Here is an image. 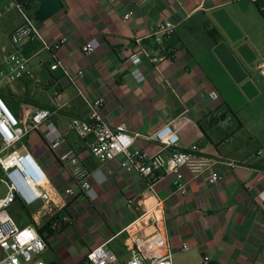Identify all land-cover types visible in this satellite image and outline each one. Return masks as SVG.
Segmentation results:
<instances>
[{
	"label": "crops",
	"instance_id": "obj_1",
	"mask_svg": "<svg viewBox=\"0 0 264 264\" xmlns=\"http://www.w3.org/2000/svg\"><path fill=\"white\" fill-rule=\"evenodd\" d=\"M258 1L264 3L63 0L61 11L35 22L42 39L18 48L29 59L32 76L13 80L5 60L17 49L11 34L23 16L16 0H0V71H5L0 93L18 114L41 109L37 106L51 112L24 142L46 170L44 187L52 195L48 204H35L31 216L47 241L41 261L78 264L106 242L121 261L129 260L130 235L152 231L139 217L154 201L153 185L165 203L177 264H205V256L213 264H264V202L256 196L264 188V78L258 73L264 62V14ZM15 7L20 16L9 15ZM128 11L134 13L125 19ZM166 20L175 23V32L158 42V26ZM92 38L99 47L85 54L82 46ZM56 60L64 62L68 74L51 69ZM135 70L144 75L142 82ZM97 98L104 99L106 121L125 122L136 137L134 147L150 154L169 156L172 150H162L155 132L189 118L192 124L180 131L177 147L199 144L222 180L213 184L206 174L185 169L184 196L175 174L127 172L121 157L101 162L90 152V139L69 129L71 118L89 116ZM47 122L62 134L53 145L47 141ZM69 154L88 169L92 196L78 187L75 196L65 192L76 186ZM184 244L191 246L188 252H182Z\"/></svg>",
	"mask_w": 264,
	"mask_h": 264
},
{
	"label": "built area",
	"instance_id": "obj_2",
	"mask_svg": "<svg viewBox=\"0 0 264 264\" xmlns=\"http://www.w3.org/2000/svg\"><path fill=\"white\" fill-rule=\"evenodd\" d=\"M23 22L12 32L11 42L17 48L5 60L9 64V71L13 80L24 76H32L29 59L18 49L20 45L42 39L35 20L22 8ZM133 11L125 14V19L133 15ZM175 32V23L169 20L159 24L156 40L162 42L164 36ZM99 47V41L92 38L85 42L82 51L91 54ZM164 57H161L163 60ZM52 70H68L64 62L56 60L51 64ZM258 73L264 78V62L258 67ZM5 71H0L4 75ZM79 75H83L81 70ZM138 81L145 77L139 71L133 72ZM69 76V75H68ZM214 100L219 98L216 91L211 92ZM103 98L95 99L92 110L87 117L71 118L69 129L82 139H90L91 154L103 163H108L121 157V166L127 172H137L149 177L159 172L175 174V183L179 192L188 194L187 184L184 182V170L194 175L206 174L210 183L216 184L222 180V175L214 168L211 158L201 154L199 144H193L189 149H179L180 131L192 124V120L184 118L181 125L174 122L159 128L153 139L162 145L163 149L172 150L169 156L161 152H149L134 147L136 137L132 135L125 122L111 126L103 113ZM48 109H27L18 114L6 102L0 93V181L7 187V192L0 199V264H46L39 259L47 248V241L40 233L37 225L21 226L9 213V208L15 202L24 207L33 206L39 202L48 204L52 200L51 192L44 187L49 176L39 163L31 149L23 143L29 132L39 129L50 117ZM216 116V113H215ZM46 137L53 145L62 139V134L52 122H47ZM261 155V152H258ZM68 161L76 186L68 187L65 192L70 196L76 195V187L87 194L93 195L91 175L81 163L78 156L69 154ZM153 203L144 210L139 217L141 224L151 227L148 234L134 233L130 235L129 251L132 256L123 262L109 247L103 243L91 249L78 264H177V253L172 249L168 239V223L164 200L159 196L153 185L149 187ZM257 198L264 202V188L257 191ZM133 206L134 199L128 201ZM33 219V217H32ZM189 244H184L182 252L190 250ZM205 264H213L210 257H204Z\"/></svg>",
	"mask_w": 264,
	"mask_h": 264
},
{
	"label": "rangeland",
	"instance_id": "obj_3",
	"mask_svg": "<svg viewBox=\"0 0 264 264\" xmlns=\"http://www.w3.org/2000/svg\"><path fill=\"white\" fill-rule=\"evenodd\" d=\"M10 16H20V12L18 8H11V11L9 13ZM22 15V14H21ZM26 142V139L23 140V143ZM7 192V187L4 183L0 181V199L5 196ZM9 213L15 218L17 224L21 226H25L28 224H32L31 222V216H33L34 213H36L35 205L24 207L19 202H15L12 204L9 208ZM39 259H43L39 258Z\"/></svg>",
	"mask_w": 264,
	"mask_h": 264
},
{
	"label": "water",
	"instance_id": "obj_4",
	"mask_svg": "<svg viewBox=\"0 0 264 264\" xmlns=\"http://www.w3.org/2000/svg\"><path fill=\"white\" fill-rule=\"evenodd\" d=\"M29 4L37 5L35 22L49 19L64 8L63 0H27Z\"/></svg>",
	"mask_w": 264,
	"mask_h": 264
},
{
	"label": "trees",
	"instance_id": "obj_5",
	"mask_svg": "<svg viewBox=\"0 0 264 264\" xmlns=\"http://www.w3.org/2000/svg\"><path fill=\"white\" fill-rule=\"evenodd\" d=\"M16 2H17V5H18L20 8H22V9H23V10H24V11H25L30 17H32L33 19L35 18V16H36L35 11H36L37 5L29 4V3L27 2V0H16ZM257 4H258V6L261 8V10H262V12H263V14H264V3H263L262 1H258ZM211 33H212V35H213L214 37L217 36V34H216L215 32H212V31H211ZM171 35H172V34H171ZM163 52H165L166 54H168L167 50H163ZM37 107H38V108H41V109H48V108L45 107V106H37ZM31 222H33L32 217H31ZM49 225H50L49 223L46 224V225L41 229V231H42L43 229L49 227Z\"/></svg>",
	"mask_w": 264,
	"mask_h": 264
}]
</instances>
